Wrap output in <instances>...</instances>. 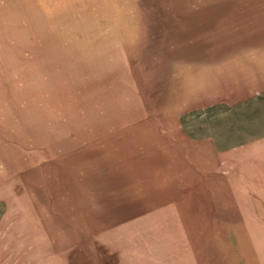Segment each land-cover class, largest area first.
Wrapping results in <instances>:
<instances>
[{"label":"rangeland","instance_id":"rangeland-1","mask_svg":"<svg viewBox=\"0 0 264 264\" xmlns=\"http://www.w3.org/2000/svg\"><path fill=\"white\" fill-rule=\"evenodd\" d=\"M257 42L264 0H0V264H264Z\"/></svg>","mask_w":264,"mask_h":264},{"label":"crops","instance_id":"crops-1","mask_svg":"<svg viewBox=\"0 0 264 264\" xmlns=\"http://www.w3.org/2000/svg\"><path fill=\"white\" fill-rule=\"evenodd\" d=\"M255 46H256V48H255L256 50H253V51H257L256 54L259 56V57H257V62L259 63V61H262L264 63V48H262V47H264V42H261V44L259 42H257V44L254 45V47ZM254 47H253V49H254ZM260 48H262V49H260ZM262 87L264 88V82L262 83Z\"/></svg>","mask_w":264,"mask_h":264}]
</instances>
